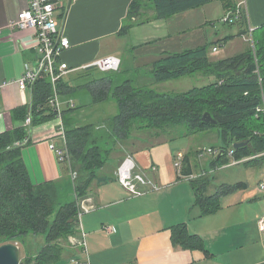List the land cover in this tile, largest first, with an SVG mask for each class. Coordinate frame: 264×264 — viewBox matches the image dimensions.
Instances as JSON below:
<instances>
[{
    "label": "crops",
    "instance_id": "0c3cea01",
    "mask_svg": "<svg viewBox=\"0 0 264 264\" xmlns=\"http://www.w3.org/2000/svg\"><path fill=\"white\" fill-rule=\"evenodd\" d=\"M56 1L54 16L60 35L70 40V46L59 57V61L66 62L71 69L62 80L74 89L60 95L63 109L72 100L75 105L82 106V116L86 114L88 119L100 113L95 109L99 103L93 102L92 95L84 85L94 78L85 80L78 76L97 58L107 55L120 57L122 67L117 73L125 70V78L134 79L143 88H152L145 86L150 78L153 79L152 63L164 51H180L205 44V39L200 40L196 35L190 37L184 34L180 37L175 34L167 27L165 18H154L151 7L142 9L141 19L146 20L144 23H135L128 33L122 34L124 25L136 21L135 18L128 19L133 0ZM244 1L241 0V4ZM28 2L0 0V86L10 82L0 87V134L25 127L24 120L16 117V111L26 108L29 115L34 102V89H21L17 79L24 74L26 65L32 69L37 65L40 57L37 32L33 28H10V24L27 8ZM245 2L244 6L241 5L243 8L237 11L240 16L246 14L244 29L250 26L260 28L264 24V0ZM229 22L234 23L232 20ZM244 40L251 44L248 35ZM128 53L129 69L126 68ZM87 105L91 110L86 111ZM113 115L105 114L101 122ZM95 123L100 124V121ZM58 126L59 119L55 116L25 127L31 142L23 146L22 157L36 185L50 181L73 182L70 176L73 170L71 162L65 164L50 146L60 139L56 134ZM171 140L170 134L160 132L153 134L143 130L133 133L130 140L121 144L122 148L124 144H130L123 150L125 153H115L112 163L116 166L110 165L102 172L113 175V178L101 183L95 181L90 187L83 198L90 210L84 212L80 222L90 263L264 264V231L259 225L263 215H249L248 205L237 203L228 205L227 209L221 206L216 212L202 214L191 182L199 173L194 169V177L180 178L175 162L181 151L171 144ZM128 156L133 157L136 171L148 181L146 184L138 183V187L144 191L140 195L130 193L116 178L120 159L123 161ZM250 158H245L241 163L245 164ZM257 164H264V157ZM182 222L187 223L190 232L203 238L209 256L202 250L174 244L171 227ZM70 246L73 256L81 254L80 247Z\"/></svg>",
    "mask_w": 264,
    "mask_h": 264
},
{
    "label": "trees",
    "instance_id": "16d2710c",
    "mask_svg": "<svg viewBox=\"0 0 264 264\" xmlns=\"http://www.w3.org/2000/svg\"><path fill=\"white\" fill-rule=\"evenodd\" d=\"M212 0H133L128 19L136 21L124 25L121 33L129 32L134 24H142V9L153 8L154 18L166 19L175 14L205 5ZM231 1V0H230ZM241 25L240 34H248L244 29L246 14L233 15ZM255 47L251 44L245 51L232 56L213 59L211 50L215 45L205 43L180 51H164L152 63V77L155 82H163L182 75L204 72L216 76V80L201 87L184 92H159L143 88L137 81L125 78L113 85V75L106 74L85 83L94 103L109 100L117 102L118 111L104 122H79L81 105L67 106L64 109V125L70 161L78 177L75 182L50 181L36 185L22 157L23 143L28 144L25 127L0 134V245L20 243L24 245L25 264H59L70 237L79 232L78 204L76 199L59 201L61 189L68 190L71 183L76 195L87 196L90 187L110 180L113 175L102 174L112 163L121 144L131 139L133 133L151 131L153 134L176 133L185 128L186 135L218 128L222 144L219 152L225 150L220 158L211 161L212 168L226 165L232 158L240 160L251 157L246 164L258 162L264 157V24L254 29ZM233 35L225 36L219 42L224 44ZM258 59V63L256 62ZM260 69V81L257 70ZM125 70L122 72L124 73ZM117 72V71H116ZM60 95L74 90L60 79ZM51 78L43 73L34 85V107L31 109L32 124L54 118L56 111L49 100L53 96ZM216 120L209 123L203 120L204 113ZM28 110L19 108L16 117L27 118ZM237 141H248L238 149L233 148ZM22 144V145H21ZM217 149L216 146H213ZM233 150L232 156L229 152ZM198 154V153H197ZM219 154V153H218ZM254 156V157H253ZM123 161H119L117 168ZM180 178L194 174L189 154H184L179 169ZM197 203L202 214H211L221 208L222 196L244 188L245 182L221 183L209 193L213 183L210 176L193 179ZM58 203V204H56ZM175 245L198 249L208 256L203 238L188 229L187 223L171 227ZM44 233V244L38 248L31 245L30 234Z\"/></svg>",
    "mask_w": 264,
    "mask_h": 264
},
{
    "label": "rangeland",
    "instance_id": "374dc122",
    "mask_svg": "<svg viewBox=\"0 0 264 264\" xmlns=\"http://www.w3.org/2000/svg\"><path fill=\"white\" fill-rule=\"evenodd\" d=\"M241 5L244 6L243 3L241 4V0H212L205 5L166 18L167 27L180 37H183L185 34V36L189 35L190 37L196 35L200 38V40L204 38V42L211 44V48L212 45H218L219 51L217 53H213L211 50V56L213 59L229 57L241 52L244 50L246 45H248V41L244 39H246V36H249V34L246 35L239 33L240 25L236 22L237 18L233 16L238 13L237 11ZM229 18L234 21V23L229 22ZM226 35H233V38L224 44H221L219 40ZM126 57L128 60L126 63V68L129 69V66H127L130 61L129 53L126 55ZM117 72L110 73L113 75V85L121 82L126 77L125 73L119 74ZM106 74L109 73L102 72L96 67L90 68L89 70L84 68L82 69V72L78 78L89 80L90 78H97ZM77 75L78 73L74 74L75 77ZM145 77L149 78L150 76L146 75ZM215 79L216 76L214 75H204L201 72H197L195 74L182 75L180 77L163 82H154V80L150 78L149 82H146L145 86L152 87L159 92H184L195 87L207 85L210 82H213ZM62 108H64V104L62 105ZM86 109V111L91 110L90 105H87ZM95 109L100 111L98 116L94 115L92 118L90 117L88 119L85 114L81 116L78 121L80 123L99 121L102 123L101 120L104 119L105 114L113 115L117 113L118 105L117 102L109 100L97 104ZM96 113H98L97 110ZM185 133V128L177 129L176 133H172V135H170L172 137L171 144L177 150L179 149V151L182 153L191 155L193 168L195 169L196 173L206 171V176L211 177L213 184L209 187V193L215 191V184L219 185L220 183L246 182L244 188L222 196L220 199V202L222 203L221 206L227 209L228 205L230 204H246L249 207V215L257 214L258 217L262 215L264 216V188L261 187V185L264 184V164L259 165L257 162H252L250 164L240 163L227 167L219 166L218 168H212L211 161L215 156L205 152L203 157H199V153L203 148L216 146L217 150L219 149L218 147L222 144V141L219 136L218 128H212L208 131H201L192 134L187 133V135ZM58 143L60 144V148L65 145L63 139H58ZM123 146V148L120 146L121 149H117L119 153L121 152L124 154L125 152L123 153V150L127 147H130V144H124ZM260 161H262V159L258 162ZM64 163L68 165L69 162L64 161ZM67 165L65 166L67 167ZM204 166H206V168ZM109 167L110 166H108L106 169ZM73 187L74 184L71 183V186H68V190H66L67 188L61 189L59 192V201H69L73 200L74 198L77 200V198L83 199L86 197L78 196L76 193L74 194ZM247 194L249 195L246 197ZM44 238V233H38L37 235L31 233L27 237V241H29L27 246L31 245L34 248H38L44 244ZM18 244L20 246V259L24 261L26 256L25 247L20 243ZM70 245V243L66 244V247L70 248H66V250L63 252L62 259L59 264H74L72 259L75 256L80 255L77 254L73 256V254H71ZM75 246L78 248L80 247L79 245Z\"/></svg>",
    "mask_w": 264,
    "mask_h": 264
},
{
    "label": "built area",
    "instance_id": "2783aa9c",
    "mask_svg": "<svg viewBox=\"0 0 264 264\" xmlns=\"http://www.w3.org/2000/svg\"><path fill=\"white\" fill-rule=\"evenodd\" d=\"M246 1V0H245ZM244 1V3H246ZM243 3V4H244ZM57 8L56 0H29L28 6L25 10H23L17 20L13 21L10 24L11 29H25V28H33L37 32L38 41H39V51L40 57L37 61V65L35 68H30L26 65V70L24 74L17 79V83L19 84L21 89H26L28 87H32L33 83L43 74L46 73L50 76L52 84H53V96L50 98L49 103L56 111V117L59 119V126L57 130V136L60 139L64 140V146L60 148V144L56 142L51 143V148L55 150L62 161H70V154L68 150L67 144V135L66 128L64 125V109L62 108L63 102L61 100V96L58 89V83L60 79H62L68 72L71 70L66 62L59 61V57L64 49L70 46V40L67 37H63L60 35V30L58 28V22L54 16V13ZM230 19V18H229ZM231 20V19H230ZM228 20V21H230ZM254 28L249 27V41L253 47H255V41L253 37ZM2 30L0 29V35ZM219 51V46L215 45L212 48L213 53H217ZM256 62L258 63V59L256 58ZM94 67L98 68L102 72H116L121 69L122 60L120 57L115 55H107L97 58L93 63ZM260 81L262 77L260 75V69L257 65V70ZM10 82H6L3 85H6ZM0 86V87H1ZM68 105L70 107H74V101H68ZM32 124V114L29 113L27 118L24 121L25 127H29ZM204 150V151H203ZM205 152H208L214 156H217L219 150L214 149L213 147L203 148L199 153V156H203ZM233 150L229 152V155L232 156ZM184 158V153L179 152L176 157V167L178 169L182 166V161ZM244 159H234L232 158L231 162L226 164L225 166H230L234 164L241 163ZM207 172L199 173V176L206 175ZM198 176V177H199ZM71 177L73 182L76 181L78 177V173L76 170L71 171ZM194 177V174L189 176ZM116 178L118 181L132 194L140 195L144 193L143 190L139 189L137 183L146 184L148 181L145 177L138 171H136V163L132 156L126 157L123 162L119 165L116 171ZM264 188V184L261 185ZM78 204V219H79V232L77 235L70 237V243L72 245H79L81 248V254L75 256L72 259L74 264H91L89 256L86 252V238L83 234V230L81 229L80 222L81 217L84 212L90 210V207L86 205V200L82 198H77ZM260 228L264 231V216L259 220Z\"/></svg>",
    "mask_w": 264,
    "mask_h": 264
},
{
    "label": "water",
    "instance_id": "95a60500",
    "mask_svg": "<svg viewBox=\"0 0 264 264\" xmlns=\"http://www.w3.org/2000/svg\"><path fill=\"white\" fill-rule=\"evenodd\" d=\"M88 69L94 68L93 65L87 66ZM35 82L32 85V88L34 89ZM34 107V102L32 103V108ZM203 120L209 123H216V120L210 115V113L206 112L203 115ZM31 141V140H30ZM29 141L23 144L25 146L28 144ZM248 141H237L233 143V148L238 149L244 145H246ZM225 150H221L219 154L217 155L218 158L222 156ZM0 264H25L20 259V246L18 243H7L0 245Z\"/></svg>",
    "mask_w": 264,
    "mask_h": 264
}]
</instances>
